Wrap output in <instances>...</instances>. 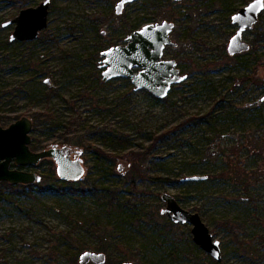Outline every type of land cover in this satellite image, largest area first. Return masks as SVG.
<instances>
[{
    "label": "rangeland",
    "instance_id": "obj_1",
    "mask_svg": "<svg viewBox=\"0 0 264 264\" xmlns=\"http://www.w3.org/2000/svg\"><path fill=\"white\" fill-rule=\"evenodd\" d=\"M42 1L0 0V125L51 113L31 133L36 151L79 147L86 174L74 182L79 193L0 183V264H69L76 256L80 264L85 251L106 253L105 264H264V12L244 34L257 59L224 56L237 30L232 15L253 0H142L121 15L120 0H51L39 38L11 42L15 24L4 23ZM165 20L175 23L178 46L164 59L176 60L186 81L157 99L128 79H103L102 51L124 44L134 27ZM99 130L107 140L93 135ZM52 161L25 169L59 182ZM236 170L246 180L220 177ZM208 172L204 181L184 180ZM163 193L182 195L183 208L200 214L221 242L220 262L194 242L192 225L161 214Z\"/></svg>",
    "mask_w": 264,
    "mask_h": 264
},
{
    "label": "water",
    "instance_id": "obj_2",
    "mask_svg": "<svg viewBox=\"0 0 264 264\" xmlns=\"http://www.w3.org/2000/svg\"><path fill=\"white\" fill-rule=\"evenodd\" d=\"M142 0H120L116 5V14L121 15L127 4ZM177 2L181 0H175ZM51 0H44L36 7H27L19 15L4 23V26L15 24L10 35V41L31 42L39 38L40 33L49 25ZM264 12V0H253L248 5L236 11L231 22L237 27L230 38L227 53L230 57L249 52L251 45L244 39V34L253 30ZM176 25L174 22L148 23L132 32L126 38L125 45L113 46L101 53L103 60L101 68L103 79H128L136 90H146L157 99H165L175 84L187 80L182 75L177 61L164 59V52L168 46L176 47L177 43L171 38ZM139 71H136V70ZM49 82V81H48ZM264 103V96L261 97ZM34 122L24 116L9 127L0 125V183L11 185H32L41 183L42 175L28 171L27 167H37L44 160L51 159L56 165L60 180L79 182L86 174L83 150L69 146L54 145L49 149L33 151L31 149ZM207 176L194 175L186 177V181H204ZM165 207L161 210L173 223L192 225L194 242L212 258L222 260L221 242L214 238L209 227L199 213H193L177 201L169 193L161 194ZM107 256L103 252L85 251L79 257L80 264H105ZM123 264H135L125 262Z\"/></svg>",
    "mask_w": 264,
    "mask_h": 264
},
{
    "label": "trees",
    "instance_id": "obj_3",
    "mask_svg": "<svg viewBox=\"0 0 264 264\" xmlns=\"http://www.w3.org/2000/svg\"><path fill=\"white\" fill-rule=\"evenodd\" d=\"M23 1H25V0H23ZM156 20H158V17H156ZM136 29H137V27H134L133 28V31L136 30ZM263 38H264V36H263ZM17 42H19V41H17ZM242 55H252V57H254L255 59L259 58V56L257 55V48H255L253 46H251V49H250L249 52H246V53L237 55L235 57H232L231 58L228 54H225L224 56L227 59H233V58H237V57L239 58ZM248 78L249 77H247L246 80H248ZM52 117H53V115L51 113H48V112L47 113L36 114L35 116H33V119H34V121H33L34 122V129L33 130L34 131H38V129L41 126L44 127L45 126V123L47 121H49ZM209 118H210V116L209 117L205 116V117H200V118L199 117H196L195 118V122L196 121L199 122V121L206 120V119L208 120ZM103 131L104 130H99L97 133H94L93 135L94 136H96V135L102 136L105 140H107L108 137L106 136L105 133H103ZM113 138H116V136H114ZM117 139L123 141V140H125V137H119V138L117 137ZM64 141L67 142V143H69L71 141V139L65 138ZM75 143L78 144V145H83L81 139H78V141H76ZM119 143H121V142H119ZM110 144L112 146L114 145L113 144V140H111ZM85 147H86V150H89L90 152H93V154L98 159H101V160L104 159L105 160V159H108V157L111 158V156L107 155V153H105L102 149H100L98 147L86 146V145H85ZM37 148H39V147H37L35 145V143L33 142L31 144V149H33V151H36ZM45 161L46 160H44L43 163H45ZM52 163H53V161H52ZM133 169H137V165L136 164L134 165V168ZM209 173L210 172H208L207 178H210L209 177L210 176ZM137 175H139V174H138V172L136 170L135 171L133 170V172L130 173V175L128 177V180L130 181V184H132V185L135 184V179L137 178ZM231 175H233V177L235 176L236 179L241 180V182H243L244 180H246V177L245 178H242L241 172L238 171V170H236V171L222 172L220 174V177L221 176H222V178H224V177H230ZM142 177H144V179H153L154 181L157 180V181H160V182H163V183H171V182L172 183H176V182H179V180H172V179L165 178V177H162V176L149 177V176L145 175V176H142ZM42 178L43 179H42L41 183H37L36 184L37 187H42L43 184H47L48 185V188H51L52 189V187H54V188H56V190L58 192H61V193L68 192V191L73 192V193H76V192L79 193V192H81V190H79V188L74 187V185L76 184L74 182H68V181H62V180H60L59 182H57V181H54V177L53 176L52 177H50V176H44L43 177L42 176ZM220 180H223V179H220ZM6 184H8V183H6ZM96 184H97V180L96 179H93V186L96 187ZM20 186L23 187V188H25V189H28L29 192H32L34 190L33 189L34 188L33 185H28V186L20 185ZM115 195L116 194H114V197H115ZM175 198L177 199L178 202H180L183 199L182 195H176ZM170 224H172V223H170ZM100 251H105V249H102ZM77 255H78V253H77ZM69 264H78L77 256L74 258V260L72 261V263H69Z\"/></svg>",
    "mask_w": 264,
    "mask_h": 264
},
{
    "label": "flooded vegetation",
    "instance_id": "obj_4",
    "mask_svg": "<svg viewBox=\"0 0 264 264\" xmlns=\"http://www.w3.org/2000/svg\"><path fill=\"white\" fill-rule=\"evenodd\" d=\"M127 5H129V4H127ZM127 5L125 6V8L127 7ZM125 8H124V10H125ZM123 12H124V11H123ZM165 21H166V20H165ZM157 23H159V22H157ZM136 30H138V28H137ZM136 30H134V31H136ZM134 31H132V32H134ZM132 32H131V33H132ZM131 33H130V34H131ZM172 36H173V33L171 34V38H172V40H173V37H172ZM125 40H126V39H125ZM173 41H174V40H173ZM174 42H175V41H174ZM176 43H177V42H176ZM125 44H126V41H125L124 44H119V45H125ZM113 46H118V45H113ZM113 46H111V47H113ZM177 46H178V43H177ZM177 46H176V47H177ZM111 47H109V48H111ZM168 47H173V46H168ZM168 47H167V48H168ZM109 48H107V49H109ZM167 48H166V49H167ZM174 48H175V47H174ZM107 49H105V50H107ZM166 49H165V50H166ZM105 50H104V51H105ZM102 52H103V51H102ZM102 52H101V53H102ZM164 54H165V52H164ZM101 57H102V56H101ZM163 58H164V57H163ZM102 60H103V57H102ZM101 62H102V61H101ZM177 67H178V63H177ZM100 68H101V65H100ZM178 68H179V67H178ZM102 70L104 71V68H102ZM136 71H139V70L137 69ZM77 148H79V147H77ZM79 149H80V148H79ZM83 151H84V150H83ZM179 203H180V202H179ZM180 204H181V203H180ZM165 216H166V215H165ZM191 233H192V232H191ZM105 254H106V253H105ZM106 256H107V254H106ZM213 259H214V258H213ZM214 260H215V259H214ZM215 261H216V260H215ZM216 262H218V261H216ZM124 263H125V262H124Z\"/></svg>",
    "mask_w": 264,
    "mask_h": 264
}]
</instances>
